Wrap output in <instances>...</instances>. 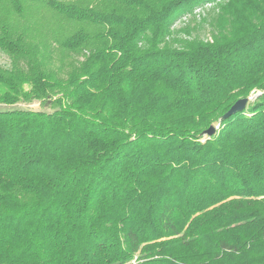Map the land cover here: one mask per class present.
Masks as SVG:
<instances>
[{"label": "trees", "instance_id": "obj_1", "mask_svg": "<svg viewBox=\"0 0 264 264\" xmlns=\"http://www.w3.org/2000/svg\"><path fill=\"white\" fill-rule=\"evenodd\" d=\"M1 54L0 264H264V0H0Z\"/></svg>", "mask_w": 264, "mask_h": 264}, {"label": "rangeland", "instance_id": "obj_2", "mask_svg": "<svg viewBox=\"0 0 264 264\" xmlns=\"http://www.w3.org/2000/svg\"><path fill=\"white\" fill-rule=\"evenodd\" d=\"M227 1V0H221V2ZM214 5V4H213ZM205 7L201 9H197L193 12V16L190 15L191 20L188 18H183L180 22H176L173 26V31H175L174 36L176 38H182V39H203V40H210L211 34H212V28L209 24V21L212 17V13L210 10L211 4H205ZM209 8V9H208ZM188 19V20H187ZM189 21V22H188ZM187 27L188 33L179 32V30L184 29ZM178 30V31H177ZM0 63L3 66L8 65V59L4 55H0ZM259 92H256L254 95H256ZM254 95L249 96L248 98L252 97L249 102H252L254 99ZM15 108L20 109H28V110H39L38 103H32V104H17L14 106ZM0 109H6V107L0 105ZM207 138L203 135L201 142H204Z\"/></svg>", "mask_w": 264, "mask_h": 264}, {"label": "water", "instance_id": "obj_3", "mask_svg": "<svg viewBox=\"0 0 264 264\" xmlns=\"http://www.w3.org/2000/svg\"><path fill=\"white\" fill-rule=\"evenodd\" d=\"M260 93H257L256 95H254L253 97L255 98L257 95H259ZM252 97L250 98H242V99H239L237 100L231 107L230 109L220 118V120H223V119H226L228 117H230L231 115L237 113V112H241L243 111L247 104L249 103V100L251 99ZM218 128V125H211L207 130H205L203 132V135L206 137V138H209L211 137L212 135H214V133L216 132Z\"/></svg>", "mask_w": 264, "mask_h": 264}]
</instances>
